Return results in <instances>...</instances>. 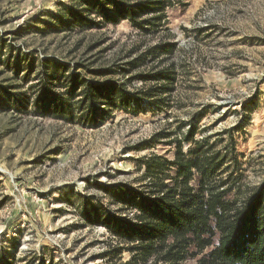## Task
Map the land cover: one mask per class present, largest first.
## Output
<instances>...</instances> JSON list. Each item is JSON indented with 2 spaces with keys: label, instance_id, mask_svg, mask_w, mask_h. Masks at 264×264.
I'll list each match as a JSON object with an SVG mask.
<instances>
[{
  "label": "rangeland",
  "instance_id": "374dc122",
  "mask_svg": "<svg viewBox=\"0 0 264 264\" xmlns=\"http://www.w3.org/2000/svg\"><path fill=\"white\" fill-rule=\"evenodd\" d=\"M79 2L0 0V264H140L104 224L134 219L119 188L145 190L135 160L173 159L169 142L191 129L232 150L245 197L264 180V0H172L146 30ZM72 74L121 86L139 115L120 104L90 129L35 104L55 91L77 119ZM155 74L171 80L141 78Z\"/></svg>",
  "mask_w": 264,
  "mask_h": 264
},
{
  "label": "trees",
  "instance_id": "16d2710c",
  "mask_svg": "<svg viewBox=\"0 0 264 264\" xmlns=\"http://www.w3.org/2000/svg\"><path fill=\"white\" fill-rule=\"evenodd\" d=\"M171 1L82 0L79 4L88 7H81L80 12L96 13L117 23L127 20L146 30L161 24L166 8L173 5ZM68 11V21L74 26L89 27L85 24L87 17ZM149 13L154 16L141 20ZM89 23L91 27L99 25L92 20ZM139 60L142 62L143 57ZM63 77L60 74L58 78ZM141 78L171 80L163 74ZM65 83L71 95L80 97L75 101L77 119L69 110V102L55 91L43 90L35 104L90 129L99 128L108 112L120 104L134 115L140 113L139 106L136 110L130 108L137 100L126 96V90L110 80L95 82L72 74ZM165 89L168 87L157 95L146 96L162 95ZM164 105V100H156L152 111L163 110ZM168 145L174 150L173 159L150 154L135 160L137 169L143 172L140 183L144 191L119 188V200L135 212L134 219L119 221L116 229L111 219L104 226L132 245L128 249L140 264H183L190 260L195 264H264V180L245 197L241 193L243 174L233 173L232 150L216 151L209 138L196 141L195 129L177 136ZM146 147L142 145L140 149ZM235 166L237 170L241 167L239 162Z\"/></svg>",
  "mask_w": 264,
  "mask_h": 264
}]
</instances>
